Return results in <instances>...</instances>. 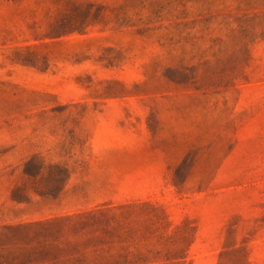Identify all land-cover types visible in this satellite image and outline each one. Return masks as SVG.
<instances>
[{
	"label": "rangeland",
	"instance_id": "1",
	"mask_svg": "<svg viewBox=\"0 0 264 264\" xmlns=\"http://www.w3.org/2000/svg\"><path fill=\"white\" fill-rule=\"evenodd\" d=\"M0 264H264V0H0Z\"/></svg>",
	"mask_w": 264,
	"mask_h": 264
}]
</instances>
